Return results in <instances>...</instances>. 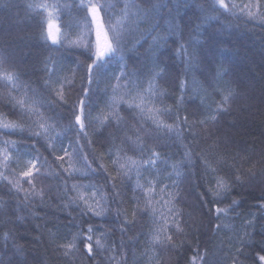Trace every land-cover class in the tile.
Here are the masks:
<instances>
[{
  "label": "trees",
  "instance_id": "trees-1",
  "mask_svg": "<svg viewBox=\"0 0 264 264\" xmlns=\"http://www.w3.org/2000/svg\"><path fill=\"white\" fill-rule=\"evenodd\" d=\"M92 2L113 5L101 16L107 20V12L114 24L125 3L133 0ZM134 2L144 12L122 32L120 50L89 86L84 77L90 61L84 45L67 41L53 45L45 39L47 25L41 27L44 17L37 15L39 9L29 8L30 4L59 5L55 16L61 39L86 42L89 32L95 39L96 26L93 23L89 29L91 15L86 16L81 0H0V57L10 60L0 72L7 68L19 76L15 89L0 80V113L8 114L11 98L19 100L25 94L42 113V117L25 116L17 108L16 115L0 121H14L24 128L21 132L0 127V147L5 140L15 141V149L9 146V151L13 159L21 158L20 164L10 165V171L0 154V173L8 181H19L22 189L17 191L0 178V264L10 260L13 264H204L205 260L208 264H260L259 255L264 254L260 252L264 248V23L214 12L213 0ZM232 2L251 3V10L258 11L255 0ZM153 5L159 7L153 10ZM121 72L127 74L121 85L131 81L146 90L151 81L155 95L148 106L168 110L158 119L171 130L150 121L144 124L150 134H141L142 157L123 143L126 133L132 136L125 124L117 126L114 120L102 124L95 119L109 115L112 93L106 83L116 84L113 77ZM62 85L65 102L57 96ZM88 87L93 92L91 101L81 92ZM80 99L89 103L91 112L85 121L86 135L73 114ZM120 114L128 125L139 126L132 118L135 113ZM38 122L48 129L47 135ZM120 149L121 163L125 153L138 161L148 159L153 151L159 153L155 166L141 170L139 183L159 179L171 193L165 199L175 197L167 206L153 201L157 216L161 211L168 216L171 244L152 243L156 225L151 210L145 208L143 193L136 188V174L133 171L131 179L123 177L124 170L113 162ZM85 155L88 162L95 161L91 169L86 167ZM36 156L40 175L33 187L19 172ZM206 161L212 168L224 162L227 171L240 176L235 182V175L220 172L229 188L221 190L219 206L226 211L219 219L215 205L204 202L211 197L202 195L216 187ZM74 184L103 189L108 201L101 202L105 209L101 215L72 202ZM90 203L96 207L95 201ZM168 208L174 209L173 214H168ZM89 226L92 233L87 231ZM81 233L93 236L91 259L82 245L76 250L61 247ZM5 234H9L6 244ZM98 238L104 248L96 250ZM17 248L21 251L16 252Z\"/></svg>",
  "mask_w": 264,
  "mask_h": 264
},
{
  "label": "snow or ice",
  "instance_id": "snow-or-ice-1",
  "mask_svg": "<svg viewBox=\"0 0 264 264\" xmlns=\"http://www.w3.org/2000/svg\"><path fill=\"white\" fill-rule=\"evenodd\" d=\"M81 7L84 9L86 16L87 14L91 15V21L88 25L89 29H91V25L93 23L96 26L94 40L91 38V32H89V39L86 42L83 40L71 41L68 40L67 36H65L64 39H61V27L57 25V17L55 16V11L57 8H59V5H49L48 3L29 5V8L39 9L37 15L44 17V19L40 23L41 27H43L44 24L47 25V33L45 36L46 40H51L53 45L63 46L65 41H67L69 44L84 45V47L88 51V61H90L86 65V77L84 78L87 79L89 86H91L93 83L96 82L98 78L103 75L104 67L111 62L112 58L120 50V43L123 38L122 32L129 26V24L134 18H139L141 13L144 12V9L141 5L136 4L134 0L132 3H125L121 15L116 19V22L113 24L111 22L112 18L108 15L107 12H105V15L108 16L107 20H104L101 16V12L104 9H111L112 7H114L113 5H97L96 3H93L92 0H88V3H85L84 0H81ZM158 7L159 5H153L152 9L155 10ZM252 7L253 5L251 3L238 5L232 2V0H228V2H226V0H213L212 10L222 15L226 13L233 15L239 14L241 16L247 17L249 20H259L264 23V12L259 11V9H264V0H255V7L258 9L257 12H253L251 10ZM9 63L10 60L7 56L0 57V67L8 65ZM126 75V73L121 72L119 76L113 77L117 81L116 84H111L110 82L106 83V89L110 88L112 93L107 104L109 115L103 117L97 116L95 117V119L100 121L102 124L105 122H108L110 124L112 120L117 123V126H119L121 123L125 124L128 127V130L132 132V136H129L126 133L123 143L129 144V150H131L133 153L139 152L142 157L145 148L143 145L141 134H143V136H148L150 134L149 130L144 127V124L150 121L157 128L165 127L171 130L170 125H164L163 122L158 119L160 115L166 114L168 110L154 109L148 106L152 102V98L155 95L153 92L151 81L149 82V87L146 90L143 89L142 85L133 83L131 81H129L125 85H121L120 82L125 80ZM0 80H3L6 86L10 85L13 89H15L18 87L17 82L19 80V76L17 74L10 73L7 68H4V71L0 72ZM121 87H123L124 89L123 92H121ZM81 92L83 96L87 98V101H91L93 95L91 87L82 88ZM57 96H59L61 102H65L63 85L61 86V90L57 92ZM227 100L228 97L225 96L223 98V102L226 103ZM35 103L36 101L31 100V98L27 97L26 94L24 98L19 100H17L15 97H12L10 101V111L8 114L0 113V121L6 119L9 115H16L17 108L19 109L22 115L27 116L34 114L37 117H42V113L39 111V109L33 108V105ZM88 109L89 103L86 102L85 99H80L78 101V104L73 106L75 123L79 125L81 131L85 132V135V121L91 117V112ZM121 111L126 112L129 115L135 113L136 115H133L132 118L134 120H137V124L139 126H137L136 124L128 125V122L125 120V117L120 114ZM213 119H215V117H213ZM184 120L186 121L187 117H185ZM0 127H3L4 129L19 130L21 132L24 131V128L14 121L9 123H0ZM38 127L44 130V135H47L48 129L45 128V125L43 123L38 122ZM29 131L33 130L29 129ZM33 134L37 137L41 135L40 132H33ZM133 136L135 137V139H133ZM9 146H11L14 150L16 142L8 140L3 141V147H0V154L3 155L4 167L9 168V170L12 171L10 165H12L13 163L20 164L21 158L17 156L15 159H13V156L9 151ZM61 151L64 152L65 156L69 155L68 150L66 148H61ZM121 151H123V149L118 150L117 158L113 162L115 164H118L119 169L124 170L122 173L123 177L131 179V173L134 171L136 174V188L139 189L141 193H143V203L145 205V208H149L151 210L150 215L152 216L153 224L156 225L154 230L155 234L152 236V243L163 244L166 242L168 244H171L173 241V236L168 234L171 231L168 216L165 215V213L162 211L159 212V216H157V212L159 211V209L154 206L153 201H155L156 204H161L162 202V206H167L172 203L175 197H171V199H165V196H171V193L168 192V185L163 184L162 181L159 179L148 180L147 184L139 183L142 176L141 170L145 167V165L155 166L159 157V153L153 151L150 153L148 159H142L139 161L133 159V157L131 156H127L125 153V162L121 163V156L119 154ZM56 159L63 161L64 156H57ZM83 159L86 162V167L88 169H91L92 163H95V161L93 160L92 162H88L86 155L83 157ZM37 160H39V156L33 157L31 160L27 161L24 164V168H22V170L19 172V176L22 179L26 180V182L30 186H33V180L38 175H40V169L37 167ZM100 167L103 168V165H100ZM205 167L206 171L214 173L213 178L215 179L216 187L215 189L209 187V189L202 195L205 198L211 197V199H206L204 202L215 205L214 211L216 213V218L219 219L220 214L226 211V209H222L219 206L221 190L227 192L229 188L227 179L225 177H221L220 172L225 171V176L235 174L226 170V163L224 162H222L221 167L212 168L211 163L206 161ZM65 171H67V169H65ZM179 175L180 173L177 172V176ZM0 178L5 181H8V177L4 173H0ZM114 179L115 178H113V180ZM239 181L240 176L235 175V182ZM8 184L11 186V188L16 189L17 191L22 190L19 181H8ZM113 187L115 188L114 183ZM81 189H84V191H81ZM71 190L76 192V196L70 198L72 202L83 203L87 211L99 216L105 210L104 207L101 206V202L107 204L108 197L104 194L103 189L96 188L95 186L74 184ZM37 194L42 195V193ZM97 197H99V199H97ZM137 200L139 203V198H137ZM90 201H95L96 207H93ZM233 203H235V201H233ZM210 211H212V209H210ZM173 212V208H168L169 215L173 214ZM133 215L135 216V211ZM217 227H219V225H217ZM177 230H179L178 225ZM87 231L88 233L93 232L91 226H89ZM8 235L9 234H5L4 236L5 244L7 243ZM92 241L93 236L91 234L84 235L83 233H81L76 236H73L71 242L67 243L66 245H62L61 247L65 248L66 250H76L78 246L82 245L86 249L85 254L89 256V259H91L92 254L94 252ZM101 248H104V243L102 242V239L98 238L95 240V249L99 250ZM15 251L19 252L21 251V249L17 248ZM260 252L264 253V248H261ZM194 260L195 257L193 258V261ZM259 261L260 264H264V254L259 255ZM9 264H13V262L10 260ZM204 264H208V262L205 260Z\"/></svg>",
  "mask_w": 264,
  "mask_h": 264
}]
</instances>
